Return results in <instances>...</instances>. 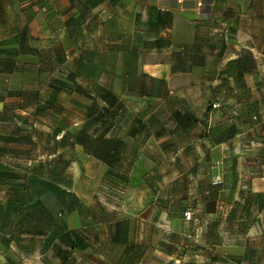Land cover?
Segmentation results:
<instances>
[{"label":"rangeland","instance_id":"374dc122","mask_svg":"<svg viewBox=\"0 0 264 264\" xmlns=\"http://www.w3.org/2000/svg\"><path fill=\"white\" fill-rule=\"evenodd\" d=\"M8 1L17 10V0ZM70 1L82 12L74 21L84 23L86 32L97 27L102 30L99 37L111 43L99 69L111 62L118 74L127 63L139 78L140 69L134 67L138 59L149 64L164 62L172 53L152 50L150 44L158 37L157 25H167L170 18L150 17L146 25L135 11L131 20L128 11H117L126 6L124 0H111V7L108 0H86L87 5ZM99 1L106 3L92 11L93 3ZM64 3L60 0L54 7L61 9ZM39 5L24 3L20 12L29 15ZM84 6L88 9L81 8ZM79 36L83 44L91 43L88 33ZM129 47L132 51L126 56L114 54L115 49ZM261 61L264 74V58ZM157 85L144 77L133 87L138 90L143 86L155 93ZM206 86L204 82L200 87L198 83L189 85V78L183 77L171 80L164 88L159 86V93L168 94L169 88L176 94H168L163 105L160 100L130 107L133 100H124L126 107L118 106L116 122L114 167L119 177L110 180L101 177L102 171L83 176L76 164L63 174L59 164L45 163L44 147L24 141L50 133L49 116L25 112L16 118L18 124L1 123L0 134L16 128L21 137L15 145L0 138V264H203L205 253L220 264L224 262L218 259V252L244 240L253 249L264 248V81L260 90L245 86L239 93L241 102L234 96L212 99ZM225 90L219 88L214 95ZM158 104L164 110L152 113ZM174 107L189 108L198 116L195 130L169 132L170 137L187 142L184 147H144L145 130L130 131L132 136L127 137L120 129L137 122L134 114L141 118L149 115L143 120L155 126L168 120L167 110ZM215 110L220 114L218 121L213 119L209 138L227 137L223 143L202 138L208 113ZM142 150L153 157L141 163L148 172L143 179L131 178L132 159ZM37 155L41 160L32 161L30 156ZM173 217L182 220L181 229L171 226L168 220ZM118 218L124 223L123 234L132 228L126 222L135 223L134 235H146L149 242L124 248L110 243L106 239L111 232L107 221ZM188 252L196 257L193 254L190 259Z\"/></svg>","mask_w":264,"mask_h":264},{"label":"crops","instance_id":"0c3cea01","mask_svg":"<svg viewBox=\"0 0 264 264\" xmlns=\"http://www.w3.org/2000/svg\"><path fill=\"white\" fill-rule=\"evenodd\" d=\"M32 2H40V5L35 6L37 9L29 15L21 14L22 4ZM57 2L60 0H17L15 10L8 0H0V124H18L16 118L25 112L49 116L51 132L44 137L25 138L24 141L44 147L45 163L59 164L63 174L76 164L83 176L102 171V178L119 177L114 167L117 163V108L126 107V99L133 100L130 107L160 100L159 104L163 105L166 96L173 92L168 88V94L159 93V86L164 88L171 80L188 77L189 85L198 83L200 87L202 82L207 84L205 88L211 92L212 99L234 96L237 102H241L243 97L239 93L245 86L253 91L260 90L264 81L261 79L264 76L261 71L264 0H124L126 6L117 11H128L131 15L129 20L133 19L134 11L146 25L150 17L157 20L170 18L167 25H157L158 37L150 44L152 50L172 53L164 62L149 64L138 59L134 67L140 69L139 78L127 63L118 74L112 69L114 65L111 62L104 65L105 69H99L100 59L107 56L106 48L111 43L99 37L102 30H97V27L86 32L84 23L74 21L81 17L82 12L74 8L70 0H65L61 9L54 7ZM86 2L79 0V5H87ZM108 2L111 7L112 1ZM102 3H93L92 11L101 8ZM81 8L88 9L85 6ZM14 16L17 19L15 23ZM87 33L92 39L86 45L79 41V35ZM130 51L131 47L115 49L114 54L126 56ZM85 68H90L87 73ZM144 77L158 84L155 93H149L143 86L138 90L133 87L134 82ZM219 88L226 89V92L214 95ZM159 104L152 108V113L164 110L159 108ZM218 114V110L208 113L203 129L202 138L211 143L227 140V137L215 141L209 138V129L213 130V119L218 121ZM134 115L137 122L120 129L125 130L127 137L132 136L130 131L145 130L148 136H145L143 146L148 148L169 144L184 147L187 142L170 137L169 132L189 133L198 124L196 112L189 108L167 110L168 120L159 121L155 126L151 121L143 120L149 115L143 118L139 114ZM0 135L3 141L14 145L21 137L16 128L7 132L2 130ZM102 145L112 147L108 150L107 159L96 153ZM69 147H72L74 155L70 154L72 150H68ZM41 157L30 156L34 162ZM152 159L145 151H138L132 159L129 176L143 179L148 168L143 169L141 163ZM59 185L68 191L62 183ZM168 221L172 227L181 229V219L173 217ZM126 223L132 228L123 234L121 218L107 221L111 232L106 239L123 248L127 244L149 242L146 235L142 234L140 238L134 235L135 223ZM193 254L196 257L192 252L187 255L191 259ZM204 255L203 264H216L212 254ZM217 257L224 262L220 264H264V248L253 249L244 240L219 251Z\"/></svg>","mask_w":264,"mask_h":264},{"label":"trees","instance_id":"16d2710c","mask_svg":"<svg viewBox=\"0 0 264 264\" xmlns=\"http://www.w3.org/2000/svg\"><path fill=\"white\" fill-rule=\"evenodd\" d=\"M116 142H117V140H116ZM110 148H112V147L107 146V145H102V146H100L99 148L96 149V153H98L102 158L107 159L108 158V150ZM115 148H116V146H115Z\"/></svg>","mask_w":264,"mask_h":264}]
</instances>
